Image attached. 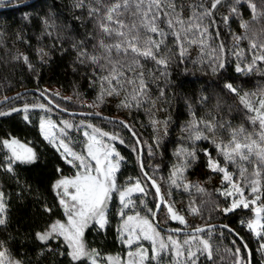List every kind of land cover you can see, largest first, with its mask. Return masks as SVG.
Returning <instances> with one entry per match:
<instances>
[{
	"label": "trees",
	"instance_id": "obj_1",
	"mask_svg": "<svg viewBox=\"0 0 264 264\" xmlns=\"http://www.w3.org/2000/svg\"><path fill=\"white\" fill-rule=\"evenodd\" d=\"M22 1L25 0H0V5ZM188 2L198 3L199 0H185L186 4ZM203 2L205 7H211V0ZM76 3L77 0H34L23 6L0 10V99L22 89L34 88L43 91L64 109L93 111L124 120L141 143L143 168L150 175L151 169L156 167L157 175H150L156 182L159 176L160 179L170 177L172 170L184 162V156L178 155L182 149L195 150L196 158L190 159L182 174L185 181L197 179L199 183L191 191L173 190V202L188 198L198 216L191 225L221 222L231 227L247 245L250 264H264L262 239L246 225L253 211L239 207L224 212L229 201L220 193L219 184H211L212 178H220L223 174L208 166L210 155L220 167H225L224 157L213 140L228 144L233 130L242 127L245 135L258 129L259 121L253 124L249 119L255 116V112H248L240 103L239 96L249 93V99L256 107L264 98V61L256 60L252 70H247L249 62L253 63L254 53L259 55V46L264 45V18L252 20L247 0H240L239 4L235 0H222L213 16L203 21L208 27L207 35H212L208 43L206 40L202 45L197 32L191 36L195 43L185 42L187 52L181 58L175 37L169 36L166 43L173 49L174 58L166 70L143 58L141 67L136 68L137 72L145 73L149 97L137 107L131 100L134 85L124 82L135 76L127 67L132 63L131 58L117 56L113 50V60L119 59L124 65V76L120 83L103 80L102 77L109 75L108 69H102L90 59L92 55L101 54L93 47L97 43L92 38L96 29L93 18L88 15L94 0H83V7H76ZM256 3L259 7V0ZM234 5L238 14L231 12ZM190 14L191 10L185 8V18ZM224 17H228L227 23ZM243 22L248 23L247 29L241 27ZM104 39L108 43L114 42L108 37ZM253 42L257 44L256 49L251 48ZM221 44L224 51L220 50ZM221 62L223 68L218 67ZM238 65L242 69L240 72L236 71ZM214 67L216 71H213ZM161 71H166V74L160 75ZM229 83L238 89L239 95L225 87ZM111 88L116 91L109 95ZM161 90L165 92L163 96L160 95ZM126 99L131 107L123 106ZM38 102L49 106L54 120L66 119L72 125L71 128H63L64 136L80 154L85 137L79 120H88L103 130L120 132V140H111L122 158L116 172L118 184L127 185L134 177L143 179L138 147L121 124L63 114L35 93H25L0 106V113H5L0 115V193H3L6 207V223L0 225V241L4 242L11 257L21 264H91L87 258L73 261L67 254L70 250L62 236L53 234L47 241H40L36 236L46 232L54 222L66 218L65 209L60 204L61 192L53 185L62 177L75 174V167L44 138L40 120L46 112L38 107ZM199 121L213 122L217 126L213 132H208ZM194 122L195 129L192 127ZM220 124L230 127L221 129ZM196 130L209 139H192ZM12 139L31 147L36 159L31 163H10L11 152L4 147L3 141ZM9 167L11 172L7 170ZM261 173L264 179V168ZM247 174H252L251 170ZM232 175L238 177L237 173ZM240 181L244 192H247L248 183ZM145 185L147 191L140 197L147 208L154 209L155 193L151 186ZM197 187L203 191H198ZM114 202L111 200L107 209L105 227L101 229L90 224L82 237L85 247L95 250L98 257L104 256L103 259L107 255L123 256L126 251L118 232L121 216H118V204ZM170 226L177 227V223L170 221ZM209 232L214 238L211 247L213 261L209 262L205 255L197 264H234L237 247L241 249L243 264H248L247 251L233 234L220 228L201 234Z\"/></svg>",
	"mask_w": 264,
	"mask_h": 264
},
{
	"label": "snow or ice",
	"instance_id": "obj_2",
	"mask_svg": "<svg viewBox=\"0 0 264 264\" xmlns=\"http://www.w3.org/2000/svg\"><path fill=\"white\" fill-rule=\"evenodd\" d=\"M221 3L222 0H211V7L209 8L205 7L203 0H199L198 3L188 2L187 4L185 0H94V5L89 8L88 15L93 18L94 28L96 29V33L92 35V38L96 39L97 43L93 47L100 50L101 54L98 56L92 55L90 59L92 63L98 64L102 69H108L109 75L102 77L103 80L108 81V83H111L113 80L120 83V78L124 76L122 70L124 65L121 64L119 59L113 60V50H115L117 56L130 57L132 63L127 65V67L135 73V76L134 78L125 79L124 82L129 85H134L131 100L135 101L137 107H139L142 102L149 98L145 73L143 71H136L137 67H141V58L153 61L158 68L166 70L174 58L173 49L169 48L166 43L169 36L175 37L174 42L180 48L179 56L181 58L187 52L185 42L195 43L196 41L192 40L191 36H194L197 32L200 34V43L202 45L205 44L208 27L204 26L203 21L205 18L213 16L214 10ZM235 3L239 4L240 0H235ZM247 3L252 12V20L264 18V0H259V7L257 6L256 0H247ZM75 6L83 7V0H77ZM185 8L191 10V14L187 18L183 15ZM231 12L238 14L235 5L231 8ZM224 20L227 23L228 17H224ZM212 23H215V21L213 20ZM241 27L247 29L248 23L243 22ZM217 35L219 34L217 33ZM104 37L113 39L114 42L108 43ZM237 39H240V37H237ZM251 48L256 49L257 44L253 42ZM259 48L260 54L256 55L254 53L253 63L248 65V71L252 70L256 60L264 61V45H260ZM220 50L224 51L223 44L220 45ZM81 55H84V53H81ZM101 60L105 61V63L101 64ZM133 65L136 67H133ZM218 67L223 68V62ZM213 71H216L215 67ZM236 71H242L239 65ZM165 74L166 71L160 72V75ZM225 87L230 92L239 95L238 89L233 87L232 84H226ZM115 91V88H111L108 94L111 95ZM164 94V90H161L160 95L163 96ZM249 95V93H245L239 96V100L248 112H255V116H250L249 119L253 124L257 120L259 121L261 129L259 139L254 138L252 135H247L241 140L240 137L244 133V129L241 127L230 133L231 140L228 144L216 143L215 140L212 142L227 162L240 163L247 161L252 163L251 158L253 156L256 158V171L251 177L245 176L247 169L241 168L240 170L241 177L248 181L250 195L245 197L244 189L233 182V178L227 170L220 167L219 163L214 161L207 152H205V155H209L208 166L213 171L224 173L223 179L231 185V190L221 191V194L226 197H234L231 207L225 208L224 212H231L239 207L251 208L256 218L247 222V228L253 233L261 235L264 234V223H261L260 216L261 213H264V206H256V204L261 198L258 194L261 191L260 178L262 173L260 169L264 168V98L259 100V106L256 107L249 99ZM123 106L131 107V103L126 99ZM38 107L43 108L44 105H38ZM26 110L27 108H25ZM4 114L0 113V115ZM25 118L27 119V117ZM153 123L155 124L157 122L153 121ZM198 123L204 124L205 130L208 132H213L217 126L215 123L209 121H199ZM124 126L129 127V130H131L130 126ZM53 127L54 125L50 120H41V132L44 134V138L49 140L50 143H54L55 140V137L50 138V130ZM64 127L71 128L72 125L64 122ZM88 127L92 126L89 125ZM192 127L195 129L196 122H194ZM219 127L223 129L230 126L220 124ZM98 131V129L93 128V133ZM100 135L104 136L107 133H100ZM85 136L88 137L86 144L87 156L77 154L63 140H60L58 145L54 144L58 151L61 148L63 149L61 155L64 159L77 167V174L71 179L62 178L53 185L56 190L63 187L60 204L65 209L67 223L57 221L49 231L37 233L36 236L40 241L49 240L53 234L62 236L68 249H70L67 254L73 261L88 258L91 264H97L95 257L98 254L95 250L89 252L82 241L85 228L90 224H96L101 229L105 227L107 224L106 210L113 192H118L119 194L122 205L119 214L123 218V208H127L131 203L130 199L126 202V198L133 192L144 193L146 189L141 186L139 180L131 187L118 188L116 172L119 169V161L122 159L119 157V153L115 151V148L109 147L106 143L97 139L95 135L89 136L85 132ZM110 139L116 140L118 137L113 135ZM192 139L198 141L201 139H209V137L205 136L203 132L196 130ZM139 143L140 141L137 140V144ZM3 145L11 152L10 163H31L36 159L33 149L19 143L16 139H12L11 141L4 140ZM178 155L184 156V162L177 166L172 173V183L177 186H179L177 182L181 179L183 170L188 166L190 159L196 158V152L195 150L187 151L182 149ZM69 156L72 159H68ZM114 159L115 162H113ZM76 161L79 162L78 165L75 164ZM92 161H94V164ZM140 166L143 172L142 162ZM7 170L11 172L12 168L9 167ZM144 176L147 177V173H144ZM148 179L151 180L150 177ZM151 186L155 188L160 200V203L156 205L158 211L163 205V197L160 196V188L154 180L151 181ZM183 186L185 189L189 187L187 184ZM69 189H72V191H69ZM197 190L203 191L199 187H197ZM165 206L172 220L179 221L181 224L186 223L184 217L177 214L171 205ZM5 211L6 207L3 193H0V225L6 223V219L4 218ZM149 211L151 212L152 210ZM192 211L195 212L196 209H192ZM155 215L156 213L152 212L153 219H155ZM194 231L203 232L204 229L197 228ZM118 232L121 235L122 241L128 246L134 243V239L138 241L141 238L151 241L153 245L150 256L142 248L136 252H129L130 259L126 264H145V261H156L163 251H170L174 254L175 259L173 264H197L199 258L205 255L209 262L213 261V251L207 240L193 235L181 243L173 239L172 236H169L168 242L165 243V241L160 239V233L151 223L150 219L141 217L139 213L135 216H127L121 228L118 229ZM125 234L127 235V239H124ZM197 241L198 243H196ZM244 247L246 248L247 245L245 244ZM261 248H264V244L261 245ZM240 253L241 249L237 247L234 254L236 256L234 264H243ZM135 257H139V259L137 260ZM107 259L111 264H125L118 257H108ZM0 264H21L20 261L12 259L9 251L4 247L3 241H0Z\"/></svg>",
	"mask_w": 264,
	"mask_h": 264
},
{
	"label": "rangeland",
	"instance_id": "obj_3",
	"mask_svg": "<svg viewBox=\"0 0 264 264\" xmlns=\"http://www.w3.org/2000/svg\"><path fill=\"white\" fill-rule=\"evenodd\" d=\"M210 37H212L211 34L209 36L207 35V38H206L207 43L209 42ZM250 64H252V62H249L248 65H250ZM37 105H44L43 109L46 112V115L44 117H42L41 120L42 119L44 121H49L50 120L52 122V124L54 125V127L50 130V138L51 137H55V140H54L53 144L58 145L60 140H63L68 145L69 148H71L77 154H80L78 151H76L74 148H72L67 143L66 138L64 136V130H63V128H65L64 127V122H67V123H69V122L66 119H60V121L54 120V118H52L50 116L52 111L49 108V106L45 105L44 103L42 104L40 102H38ZM41 120H40V124H41ZM79 122H80L79 125L82 126L83 134H84V137H85L84 141H83V148L84 149H83V152L81 153L82 155L87 156L86 144H87V141H88V137L85 136V132H87L89 134V136L95 135L97 139L101 140L102 142L106 143L109 147H112V148H114V147H113V145L111 143L110 137L115 135V136L118 137V140H120L122 138V136H120V134H119L120 133L119 131H117L115 133V132H112L111 130H103L102 128H99L96 124L94 125L90 121L84 120V119L79 120ZM89 125H91L92 127H88ZM93 128L98 129L99 131L96 132V133H93ZM260 131H261L260 124L258 122V129H256L255 131H253L251 133H247L245 135L243 134L240 139L243 140L244 136H247V135H252L254 138L259 139V132ZM100 133H107V135L102 136V135H100ZM78 143H80L79 140H78ZM59 151L62 153L63 149L61 148ZM68 159H72V158L69 156ZM251 159H252V163H249L247 161L240 162V163H230V162L225 161V167H223V168H225V169L229 168V170L227 169V172L233 178V182L237 183L238 185H239V182H240V186H241V181L240 180H242L244 184L248 183V181L245 178L241 177V173H240L241 168L247 169V172L245 173L246 177H251L252 174L256 171V163H255L256 158L253 156ZM113 162H115V159H114ZM78 163H79L78 161L75 162L76 165H78ZM92 163L94 164V161H92ZM72 165L74 166V164H72ZM230 165H231V168H230ZM74 167H75V174L74 175L69 176V177H62V178L71 179V178L75 177V175L77 174V167L76 166H74ZM174 169L172 170V173H173ZM250 170H251L252 174H247ZM260 171H262V168L260 169ZM220 173H221V175L223 174L222 177L218 178L216 176L215 178H212L211 179V184L212 183L219 184L218 188H219L220 193H221V191H229V190H231L230 183L223 179L224 173H222V172H220ZM232 173H234V174L237 173L238 177L234 178ZM150 175L152 177H155L154 175H157L156 167L151 169ZM142 178L143 179H140V178L138 179L137 177H134L131 180L130 183H127V185L118 184L117 182L116 183H117L118 188L123 189L125 187H131V186L135 185L137 180H139L140 183H141V186L145 187V189H146L145 183L148 184V185H149V183L144 179V177H142ZM158 179H159V181H157V183L159 185V188H160V191H161V195L163 197V205H162V208L160 209V213H158V216H157L158 221L162 225H165V226H170V221H173V222L177 223V227H183V228H190V227H193V226L196 227L195 226L196 224L195 225H191V224H193V221L198 216H197L196 212L192 211L193 207H191V204H189L188 198L186 200H180L179 202H173V200H172V195H173L172 191L173 190H188V191H191L190 189L195 188L198 185V183H199L198 180L197 179H191V180L185 181L184 178H183V174H182L181 179L178 180V182H177L179 184V186H177V185H174L172 183V179H173L172 174H171L170 177H166L164 179H160V176H159ZM260 179H261V191L258 194L260 195L261 198H260L259 201H257L256 206H264V179H262V177ZM184 184L189 185V187L187 189H185L184 186H183ZM59 191L61 192V196H62L63 195V187H61L59 189ZM69 191H72V189H69ZM146 191L144 193H146ZM144 193L133 192L129 197L126 198V202H127V200L130 199L131 203L129 204V206L127 208H123L124 217L123 218L120 217L121 219H120V222H119L118 229L121 228V226L123 224V221L127 218V216H129V215L135 216L137 213H139V215L141 217L149 218L151 223L154 225V223L152 221V212H153L154 209L147 208L145 206V204H144L143 198L140 197V196H143ZM249 195H250V188L247 189V192H244V196L245 197H248ZM222 196L224 197V199L229 201V207H231V204H232V201H233L234 197H232V196H227L226 197L224 195H222ZM65 199H68V198H65ZM111 200L113 202L115 200L114 203L118 204L116 211L118 213V216H121L119 213H120V209L122 208V205H121V202H120V199H119L118 192H113L112 193ZM111 200L108 202V207L110 206ZM155 204H156V202H155ZM165 205H171L173 207L174 211L177 214H179L180 216L184 217L186 223L185 224H181L179 221L172 220L170 218V214L168 213L167 207ZM108 207H107V209H108ZM149 210H152V211L150 212ZM106 212H107V210H106ZM255 218L256 217H255V214L253 212L252 218L249 219L248 221H250L252 219H255ZM260 219H261V223H264V213H261ZM56 222H54L53 224H55ZM59 222L66 224L67 223V216H66V218L64 220L59 221ZM247 222H246V225H247ZM52 225H50V227L47 229V231H49L51 229ZM201 225H204V224L201 223V222L197 223V226H201ZM170 227H172V226H170ZM156 229L160 233V239L165 241V243L168 242V237L169 236H172L173 239H176V240L180 241L181 243H183V241L185 239H188L191 236H193V235L178 236V235H175V234L162 232L157 227H156ZM254 235L257 236V237H261L262 244H264V234L257 235L256 233H254ZM119 236L121 238L120 233H119ZM195 236H197L200 239L207 240L209 242V244L211 245V247H212V242L214 241V238L212 237V232H209V233H206V234H201V235H195ZM124 239H127V235L126 234L124 236ZM121 241H122V239H121ZM158 243H159V241H158ZM196 243H198V241ZM123 244L126 246V251H125L123 256H120V255H111V256L107 255V256H105V259H103L104 256H102V257L96 256L95 258H96L97 264H111V262L107 259L108 257H113V258H117L118 257L122 262H125V264H126V262L130 259L129 255H128L129 252H136L140 248H142V249L146 250L148 252V255L150 256L151 255V249L153 247L151 241L144 240L143 238L139 239L138 241H136L134 239V243L131 246L126 245V243H124V242H123ZM157 246H158V244H157ZM262 249L264 250V248H262ZM88 250H89V252L92 251V249H88ZM135 259L138 260L139 257H135ZM174 259H175V257H174L173 253H171L170 251H163V252L160 253V255L158 257V260H156V261H145V264H173ZM88 260L91 263L90 259H88Z\"/></svg>",
	"mask_w": 264,
	"mask_h": 264
},
{
	"label": "water",
	"instance_id": "obj_4",
	"mask_svg": "<svg viewBox=\"0 0 264 264\" xmlns=\"http://www.w3.org/2000/svg\"><path fill=\"white\" fill-rule=\"evenodd\" d=\"M34 0H25L22 2H17V3H13V4H7V5H0V10L2 9H10V8H15V7H19V6H23L26 5L30 2H32ZM25 93H35L37 95H39L41 98H43L52 108H54L55 110L69 115V116H73V117H87V118H97V119H101V120H106V121H114L117 122L119 124H121L122 126L124 125H128L124 120L118 118V117H114V116H110V115H105V114H101V113H97V112H93V111H78V110H68V109H64L60 106H58L57 104H55L43 91H40L38 89H34V88H26V89H22L20 91H17L15 93H12L4 98L0 99V106L4 105L5 103L9 102L10 100L21 96ZM129 126V125H128ZM125 127V126H124ZM126 130L131 134V136L134 138V140L136 141L137 144V140H139L136 136V134L134 133V131L131 129L129 130V127H125ZM138 147V160H139V167H140V172L142 174V176L145 178V180L149 183V185L151 186V181L154 180L147 172L146 170L143 168V172L141 171V155H142V146L141 143L137 144ZM144 173H147V177L144 176ZM148 177L151 178V180L148 179ZM155 181V180H154ZM155 183L157 184V182L155 181ZM158 185V184H157ZM152 187V186H151ZM153 191L155 193L156 196V204L154 207L153 212L156 213L155 215V219L152 218V221L154 223V225L160 230L163 231L165 233H170V234H176V235H197V234H201L204 233L206 231L212 230V229H216V228H220V229H224L228 232H230L231 234H233L237 239H239V241L245 245V243L243 242V240L240 238V236L228 225L221 223V222H215V223H209V224H204L201 226H196V227H190V228H183V227H170V226H165L162 225L158 219V213L160 210L157 211L156 209V205L157 203H160V200L156 194V190L155 188H153ZM160 196L161 195V191H160ZM162 207V206H161ZM161 209V208H160ZM197 228H201L204 229L203 232H195L194 230ZM231 230V231H230ZM248 254V264H250V252L248 250V248H245Z\"/></svg>",
	"mask_w": 264,
	"mask_h": 264
}]
</instances>
